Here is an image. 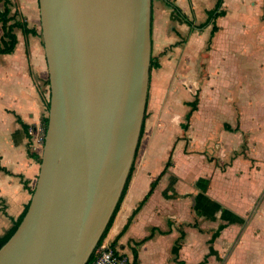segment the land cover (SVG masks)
Returning <instances> with one entry per match:
<instances>
[{
	"label": "crops",
	"instance_id": "1",
	"mask_svg": "<svg viewBox=\"0 0 264 264\" xmlns=\"http://www.w3.org/2000/svg\"><path fill=\"white\" fill-rule=\"evenodd\" d=\"M10 3L41 32L38 0ZM15 33L0 53V237L31 201L42 148L30 129L50 98L42 37ZM151 35L141 138L104 242L132 264H264V0H153Z\"/></svg>",
	"mask_w": 264,
	"mask_h": 264
},
{
	"label": "water",
	"instance_id": "2",
	"mask_svg": "<svg viewBox=\"0 0 264 264\" xmlns=\"http://www.w3.org/2000/svg\"><path fill=\"white\" fill-rule=\"evenodd\" d=\"M38 1L48 126L29 208L0 248V264H87L141 138L153 0Z\"/></svg>",
	"mask_w": 264,
	"mask_h": 264
},
{
	"label": "trees",
	"instance_id": "3",
	"mask_svg": "<svg viewBox=\"0 0 264 264\" xmlns=\"http://www.w3.org/2000/svg\"><path fill=\"white\" fill-rule=\"evenodd\" d=\"M1 1H4L5 2V8L3 10L0 9V21L2 22V25H3V30H4V33H3V36L0 38V53H12L15 49V46L17 44V36H16V33H15V30L17 28L23 30V32L25 34H33V35H39L42 37V32L38 33L37 29L36 28H29L28 27V24L26 22H23L21 20H19L17 18L18 16V13H14V14H11V3H10V0H0ZM168 1V0H167ZM221 4V2H220ZM221 14V13H219ZM217 27L214 28L215 31H217ZM44 83L49 86V90H50V81H49V78H47ZM198 102H199V99L196 98L195 101H193V103H191V111L187 114V121L189 123L191 117H192V114H193V111L197 110L198 109ZM49 107H50V98L48 99L47 101V110L49 111ZM47 126H48V115L47 116H44V118L42 119V128L44 130V134H46V130H47ZM189 126V124H188ZM187 126V127H188ZM143 129V128H142ZM34 157L36 158L37 162L41 163V155L40 154H33ZM134 166V165H133ZM132 171H133V167H132ZM132 171L130 173V176L128 178V181L126 183V187L124 189V192H123V195L119 201V204L116 208V211L109 223V226L104 234V236L102 237L101 241H100V244L99 246L104 242V239L106 238L113 222H114V219L116 217V214L118 213L119 211V208L121 206V203H122V200H123V197L125 195V192L127 190V186H128V183H129V180H130V177H131V174H132ZM156 186V182H153L152 183V188L150 190V192L148 193V195L145 197V199L143 200V202L139 205V207L134 211L133 215L130 217L129 219V222L127 223V225L125 226L124 231H126L130 225V223L132 222L134 216L137 214V212L139 211V209L141 208V206L146 202V200L149 198V196L152 194L154 188ZM34 190L32 191V194H33ZM29 205H30V202L29 204L27 205L21 219L15 223V225L13 226V228L8 232V234H6L5 236L3 237H0V248L11 238V236L15 233V231L17 230L18 226L20 225V223L22 222L28 208H29ZM200 211H197V213H199ZM191 224H188V223H182L181 224V227H180V237L179 239L177 240V242L174 244L173 248H172V252L175 256H178L179 254V251H180V248H181V245H182V240L184 239V237L186 236V233L184 231V227L185 226H189ZM194 227H197L200 229V225H199V222H198V219L195 220V222L192 224ZM122 232V233H123ZM148 238H145L143 239L142 241H140V243H143L147 240ZM114 246V245H113ZM93 258V257H92ZM138 261L136 260L135 262H133V264H137Z\"/></svg>",
	"mask_w": 264,
	"mask_h": 264
},
{
	"label": "built area",
	"instance_id": "4",
	"mask_svg": "<svg viewBox=\"0 0 264 264\" xmlns=\"http://www.w3.org/2000/svg\"><path fill=\"white\" fill-rule=\"evenodd\" d=\"M30 132L35 137V142L42 148L45 140L42 126L31 128ZM92 257L87 264H132L128 256L105 242L98 246Z\"/></svg>",
	"mask_w": 264,
	"mask_h": 264
},
{
	"label": "rangeland",
	"instance_id": "5",
	"mask_svg": "<svg viewBox=\"0 0 264 264\" xmlns=\"http://www.w3.org/2000/svg\"><path fill=\"white\" fill-rule=\"evenodd\" d=\"M39 18H40V14H39ZM39 28L41 30V23L39 25ZM39 46H40L41 49L44 48V46H43V40H41V44ZM43 64H44V76L48 78V68H47V62H46V60H45V62ZM44 85H45V91H46V97H47V93H48L47 92V85L45 83H44Z\"/></svg>",
	"mask_w": 264,
	"mask_h": 264
}]
</instances>
